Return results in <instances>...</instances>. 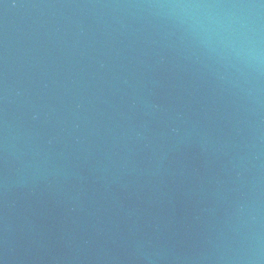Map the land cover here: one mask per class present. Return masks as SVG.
<instances>
[{
  "label": "water",
  "instance_id": "obj_1",
  "mask_svg": "<svg viewBox=\"0 0 264 264\" xmlns=\"http://www.w3.org/2000/svg\"><path fill=\"white\" fill-rule=\"evenodd\" d=\"M0 264H264V0H0Z\"/></svg>",
  "mask_w": 264,
  "mask_h": 264
},
{
  "label": "clouds",
  "instance_id": "obj_2",
  "mask_svg": "<svg viewBox=\"0 0 264 264\" xmlns=\"http://www.w3.org/2000/svg\"><path fill=\"white\" fill-rule=\"evenodd\" d=\"M236 7H246L251 8L253 5H240ZM225 31L230 35L237 38V42L243 41V38L247 36L248 33L252 32L251 21L246 17H228L222 25H220ZM258 55V53H257Z\"/></svg>",
  "mask_w": 264,
  "mask_h": 264
}]
</instances>
